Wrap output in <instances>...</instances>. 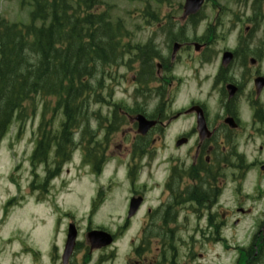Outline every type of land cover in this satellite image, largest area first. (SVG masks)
Segmentation results:
<instances>
[{
    "label": "rangeland",
    "instance_id": "rangeland-1",
    "mask_svg": "<svg viewBox=\"0 0 264 264\" xmlns=\"http://www.w3.org/2000/svg\"><path fill=\"white\" fill-rule=\"evenodd\" d=\"M172 1L175 3V5H177V2H182L183 0ZM216 1L217 5H212L211 1H209V7H205L204 16L200 21L197 22L196 26L189 25L187 27V34L190 37L201 36V34L206 31L208 25L211 24L212 21H215L214 15H216V13L220 14V20L224 23L222 26L226 29H233L237 25L241 28L243 26V22H246L249 19L247 18L248 15L250 17L254 16L249 7L251 0ZM153 2V0H110L108 3V10L112 20L120 19L124 24V28L127 31H131L133 44L143 43L150 36L155 37V33L151 32L155 31V26L152 24L155 21L147 22L149 15L153 11V7H155ZM262 5H264V3ZM217 6L224 7V9H217ZM0 11L5 12L10 20L21 22V17L25 18L26 8L23 7L22 9H19L16 5V0H0ZM172 12L175 17H178L180 14L179 11L172 10L169 13L172 14ZM237 30L238 28H236V31L231 33L229 44H232L237 34ZM156 36H158V39L161 40V36L158 35V31H156ZM262 38L263 28H260L252 36L251 47L253 49L251 50L257 51V48L254 47L259 45ZM157 44L159 45V43ZM221 45L222 44H219L218 46ZM127 55L128 57H133V54L128 53ZM124 60L127 61V56L124 58ZM118 70L119 73L117 74V77L120 78L118 83H116L114 86L113 99L115 101H121L135 98L133 86L125 85L127 79H125L124 76L119 75L127 74V77H129V69L126 67V69L119 68ZM214 99L215 96L211 97L209 101ZM41 100L42 98L38 97L34 102L36 104V113L34 118L35 121H26L24 125H19L20 127L18 126V123L13 122L10 125L7 134L0 142V227L2 232L15 237V231H20L19 235L23 237V239H25L28 243L35 244L39 243L40 241L45 242L51 238V225H54L57 220L59 221L58 242H60L61 230L64 229L69 221H76L80 227H84L88 223L91 227H101V224H104V226H113L121 220L119 214H122L121 210L123 206V195L125 194L121 188H115L114 190H111L112 187L109 189L108 187L112 186L114 180H120V173L118 172L116 175H113L110 178L108 173L109 170H105V172L99 176L101 178H94L93 180L90 177H87L89 180H81L85 178L83 175L86 173L83 168L78 171V168L75 166L78 155L77 151L75 152V150L72 154L71 162L64 165L62 174L57 180H54L53 184L50 183V191L47 202L35 204L34 199L29 192V183L36 180L32 172L37 170L39 172V169H32L31 167L30 155L32 149V137L30 136L32 131H35L36 127L39 126L40 120L37 121L39 116L44 117L43 126H46L49 129L53 121L52 128H57L58 119H56V117L61 111V106L57 105V100L52 101L46 99L44 104H42ZM178 104H180V102ZM100 107L104 113L106 110V105L102 104ZM98 108L99 106L97 104H93L88 109V112L91 113L92 110H96ZM189 122L190 119H185L183 123L181 122L179 128L181 129L182 126L188 127ZM92 124L95 126V121L92 122ZM20 128H23V130L17 135V132ZM166 142H169L168 137ZM123 143H126L124 145H128V141H123ZM116 144H111L112 147L110 154L112 156L121 155L118 153ZM260 145L262 146L261 149L259 148ZM127 148L128 147H124L122 145L121 152H125ZM166 149H168V146ZM240 149H244L246 161L251 159L264 160V140L261 137H256L254 142L250 141V143L247 145V148H244L242 140ZM162 153H165L164 155H166L167 152L165 151ZM172 154V159H176V157H179L180 159L184 158L180 149L173 150ZM123 156L124 155L122 154L121 157L124 159L125 156ZM112 162H114V159ZM158 169L161 168L159 167ZM250 174L252 175L253 181L255 178L260 179L259 183L262 185V187H264V174H261L258 168L251 170ZM166 175L167 171L165 169L159 170V174H154L150 182H153V180L156 178L161 180L165 178ZM81 182L87 184V190L84 191L86 198L89 196L90 198L92 197V187H94L93 185H99L102 183L103 185H107V187L103 188L104 201H102L98 209L92 213H88V200L79 195L77 187ZM107 192L111 193L104 197ZM79 196L81 197V200ZM12 197H14L16 201H19V203H6L7 200L11 199ZM126 197L127 196H125V200ZM76 212H78V214H76ZM59 215H61V218L57 219ZM201 217L203 216H197V213L191 214L190 219L192 231L196 227V221H198L197 227L201 225L202 228H205L206 218L205 216L204 219ZM157 218L160 220L159 217ZM4 223L6 224L5 226H3ZM41 224L45 225L43 226ZM10 227L13 228L12 231L10 230ZM241 227L242 226H240L239 229ZM209 229L212 230L211 228ZM206 230H208L207 226ZM193 234L195 235L194 231ZM200 246L201 245L196 244L197 248H200ZM186 251L187 250L184 248L179 250L181 262L184 261L183 257ZM196 252L201 251L196 250ZM197 256L200 258L198 254L194 255L195 259L193 264L200 262L196 259ZM205 262L210 264L214 261H211L210 263L207 261ZM118 263H120L119 259ZM199 264H202V262Z\"/></svg>",
    "mask_w": 264,
    "mask_h": 264
},
{
    "label": "flooded vegetation",
    "instance_id": "flooded-vegetation-1",
    "mask_svg": "<svg viewBox=\"0 0 264 264\" xmlns=\"http://www.w3.org/2000/svg\"><path fill=\"white\" fill-rule=\"evenodd\" d=\"M182 46H186V43L182 42ZM155 61L157 63L155 72L158 75L155 82L158 87L166 83V88L169 87V91L173 86L174 78H169L167 72L170 71L175 59L172 60L170 58L169 63L166 57L158 54ZM245 78L249 77L246 75ZM221 82H223L221 91L224 96H226V84L231 82L237 87L238 96L242 100L246 99V102L244 101L246 106L240 105L241 101L236 95L238 104L236 105L234 101L232 104L226 103L224 107L222 106L221 108V114L216 115L212 121L209 120L206 110L204 106H202L205 113L204 117L207 121V127L213 131L211 136L206 139L200 138L197 129L194 128L193 125H191L193 128L190 129L188 133L182 132L185 129L183 127L180 129V124L182 120L188 117L184 116V110L176 113L178 114L176 116V114L156 112V108L152 109L146 104H142L138 109V113L146 114V117L154 122L153 126L148 128L144 135L140 136L141 140H139V142L143 145L140 147V151L156 152L157 149H161L159 144L162 142V139H166L168 133L172 132L169 141L172 143L174 150L180 149L184 156L183 159L176 157L172 162L171 170L173 174V183L172 187H170L171 204L169 208L173 213H195L191 208L188 210L186 209V205L182 204L187 199H183L186 193L188 197L192 196L193 198L192 200L188 198V203L191 204L192 202L200 204V202L209 201L212 197L215 203L218 197L225 199L230 196L235 199L239 196L236 209L241 210V189L242 186L246 187L249 185L250 181L247 180L249 176L246 175L249 168L240 164L238 141L236 140L240 136H245L246 127L243 123L244 121L250 122V134L256 133V124L259 125L261 130H264V117L259 118L257 116L256 112L259 109V105L256 100L252 101V97L248 98L246 87L242 89L245 83L241 78H236L235 75L232 74L231 76H226V78L222 76ZM226 117H231L234 122L236 121L237 128L234 129L229 123H226L224 120ZM136 126L137 124L133 122L130 128L135 129ZM178 133H180L179 136L185 139L180 145L176 144V141L180 138L176 136ZM177 189L179 193L175 195L174 192ZM140 191V189L137 192L134 191L130 185L131 195L140 194ZM166 200L167 196L163 197L159 195V197L155 199V204H162ZM217 211H219V208ZM257 231H259L258 236L262 233V243H264V224L259 225ZM256 237L257 235L255 234L253 239L255 240ZM2 262L3 264H7L5 260H2Z\"/></svg>",
    "mask_w": 264,
    "mask_h": 264
},
{
    "label": "trees",
    "instance_id": "trees-1",
    "mask_svg": "<svg viewBox=\"0 0 264 264\" xmlns=\"http://www.w3.org/2000/svg\"><path fill=\"white\" fill-rule=\"evenodd\" d=\"M69 16L70 21L57 17L56 25L39 28L0 19V133L13 106L41 88L46 95L57 98L64 116L57 155L66 151L73 131L79 127L83 78L92 72L88 63L106 46V42L100 44L93 37V30H89L93 25L82 33L72 14ZM32 17L37 18V13L33 12ZM83 132L89 134L87 128Z\"/></svg>",
    "mask_w": 264,
    "mask_h": 264
},
{
    "label": "water",
    "instance_id": "water-1",
    "mask_svg": "<svg viewBox=\"0 0 264 264\" xmlns=\"http://www.w3.org/2000/svg\"><path fill=\"white\" fill-rule=\"evenodd\" d=\"M71 232H72V234L74 233L73 231H70L69 234H71ZM100 236H101V238H99V239L97 238V236L91 237L90 238L91 242L94 243L95 241H99V242H101L100 244H104L106 242L105 239L102 238L104 235L101 234ZM67 244L70 246L72 245V237L70 239H68Z\"/></svg>",
    "mask_w": 264,
    "mask_h": 264
},
{
    "label": "bare ground",
    "instance_id": "bare-ground-1",
    "mask_svg": "<svg viewBox=\"0 0 264 264\" xmlns=\"http://www.w3.org/2000/svg\"><path fill=\"white\" fill-rule=\"evenodd\" d=\"M61 23H62V22H61ZM61 23H60V24H61Z\"/></svg>",
    "mask_w": 264,
    "mask_h": 264
}]
</instances>
